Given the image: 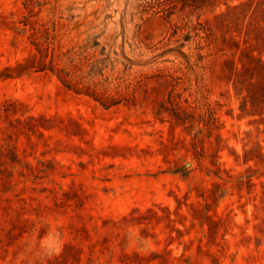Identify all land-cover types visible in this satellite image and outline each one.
Returning <instances> with one entry per match:
<instances>
[{"label": "rangeland", "instance_id": "obj_1", "mask_svg": "<svg viewBox=\"0 0 264 264\" xmlns=\"http://www.w3.org/2000/svg\"><path fill=\"white\" fill-rule=\"evenodd\" d=\"M251 2L0 0V264H264Z\"/></svg>", "mask_w": 264, "mask_h": 264}, {"label": "trees", "instance_id": "obj_2", "mask_svg": "<svg viewBox=\"0 0 264 264\" xmlns=\"http://www.w3.org/2000/svg\"><path fill=\"white\" fill-rule=\"evenodd\" d=\"M241 7L243 15L238 18L242 24L247 17L245 25L235 34L230 31L222 34L223 72L237 94L239 117L257 116L254 122L264 125V29L257 18L264 8L252 7V2L241 4Z\"/></svg>", "mask_w": 264, "mask_h": 264}, {"label": "water", "instance_id": "obj_3", "mask_svg": "<svg viewBox=\"0 0 264 264\" xmlns=\"http://www.w3.org/2000/svg\"><path fill=\"white\" fill-rule=\"evenodd\" d=\"M188 165V164H187Z\"/></svg>", "mask_w": 264, "mask_h": 264}]
</instances>
